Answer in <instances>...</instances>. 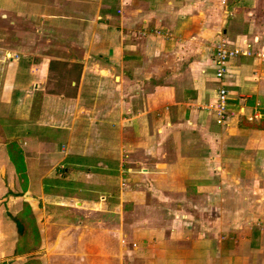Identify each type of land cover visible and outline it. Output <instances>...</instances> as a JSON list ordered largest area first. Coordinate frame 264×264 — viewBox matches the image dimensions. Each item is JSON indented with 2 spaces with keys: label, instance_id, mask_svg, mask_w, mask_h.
Segmentation results:
<instances>
[{
  "label": "crops",
  "instance_id": "obj_1",
  "mask_svg": "<svg viewBox=\"0 0 264 264\" xmlns=\"http://www.w3.org/2000/svg\"><path fill=\"white\" fill-rule=\"evenodd\" d=\"M253 35L264 48V0H0V264L29 258L14 252L25 203L34 264L60 249L57 264H264V59H231L232 112L208 111L215 43ZM64 130L103 140L70 156Z\"/></svg>",
  "mask_w": 264,
  "mask_h": 264
},
{
  "label": "built area",
  "instance_id": "obj_2",
  "mask_svg": "<svg viewBox=\"0 0 264 264\" xmlns=\"http://www.w3.org/2000/svg\"><path fill=\"white\" fill-rule=\"evenodd\" d=\"M220 1L225 3V0ZM260 39L261 38L258 35H253L250 40L243 39L242 46H236L229 45L228 40L221 37L215 43V52L212 58V63L214 65L215 79L219 84L216 85L215 89L216 98L214 102H211L208 105V111L214 114L216 123L224 124L232 112L228 103L230 92L222 81L227 72L228 62L239 54L250 55L257 53L261 59H264V48L262 47L256 50V47L254 46V43H259ZM254 116H256V114ZM249 118L251 119V117Z\"/></svg>",
  "mask_w": 264,
  "mask_h": 264
},
{
  "label": "rangeland",
  "instance_id": "obj_3",
  "mask_svg": "<svg viewBox=\"0 0 264 264\" xmlns=\"http://www.w3.org/2000/svg\"><path fill=\"white\" fill-rule=\"evenodd\" d=\"M12 26V24H10L9 25V27H11ZM24 28H23V32H27V33H29L28 35L29 36H31V31H33L32 30V28L29 26V25H24L23 26ZM222 38H224V37H222ZM227 40V39H226ZM13 44V43H12ZM14 44H16V43H14ZM2 77V76H1ZM4 78V77H3ZM5 84V82H3V81H1V83H0V85H1V87H0V93L2 94L3 92H4V90L6 91V89H8V87L6 86L5 87V89H3V87H2V84ZM6 84H7V82H6ZM60 90H62L61 89V87H56V90H54V91H51V93L53 92V93H57L58 91H60ZM17 91V90H16ZM20 104H22V103H20ZM20 104H18L19 106H20ZM97 105V104H96ZM256 111V110H255ZM12 114L13 115H18V112L17 113H15V112H12ZM96 117H98V116H96ZM93 118H95V116L93 117ZM101 119H102V116H101ZM13 121V120H12ZM72 121H70V123H71ZM80 122H82V121H80ZM125 122H126V120H125ZM127 124H128V121L126 122ZM101 124V123H100ZM79 125H81V123H79V124H77L76 125V127L77 126H79ZM91 126L93 125V124H90ZM125 127H128V125L127 126H125ZM119 130H116V128L114 129V133H111L110 134V131H108V130H106V135H107V137H109L110 139H112V140H108V141H112V150L115 148L114 146H116V145H118V143L119 142H116L115 143V141L113 140L114 138H115V136L116 135H118V132ZM123 131V130H122ZM64 132V136H63V139L65 140V139H70L71 137H70V135H71V133H70V131L69 130H64L63 131ZM124 132V131H123ZM36 134H38V132H35ZM84 133V132H83ZM57 134V131H55L54 132V135H56ZM76 134V135H75ZM85 134V133H84ZM48 135H52V133H48ZM74 138L73 139H70L69 140V142H68V145H70L69 147H70V151H69V155L70 156H75L74 154H71L72 152H75V151H72V148H73V150H74V147H76L75 145H79L80 143H82L84 140H86L87 139V142L86 143H90V142H92L91 141V138L93 139V142H94V145L95 144H98V141L101 143L102 142V140H103V138H102V140L100 139V137H98L99 138V140H98V138L96 139V141H95V139L94 138H96V134H87V135H83L82 133H78L77 134V132H75L74 133ZM60 136V135H59ZM84 136V137H83ZM101 136H103L102 134H101ZM121 136V135H120ZM91 137V138H90ZM98 140V141H97ZM119 140V139H118ZM91 144V143H90ZM97 149V148H96ZM86 152H89L88 150L86 151ZM76 153V152H75ZM93 153V152H92ZM79 154V153H78ZM79 155H81V154H79ZM87 157V156H86ZM85 157V158H86ZM76 159V158H75ZM31 160V159H30ZM77 160V159H76ZM32 162V161H31ZM41 169L42 168H38V167H33V166H31L30 165V167H29V170H30V172H28V174H30V176L31 177H33L34 175H36L37 173H40L41 172ZM48 176H56L55 174H54V170H52L49 174H48ZM57 176H62L61 177V183H62V185H64V184H66V182H67V180H68V176H67V174L62 170V171H60V173H58L57 174ZM24 179V178H23ZM47 199L49 200V196L47 197ZM41 211H42V213H41ZM38 213H40V215L38 214ZM36 214H38V216H40V217H42L43 216V219H44V217H46V215H45V210L44 209H38V211L36 212ZM14 220V219H13ZM41 220V219H40ZM15 222V221H14ZM48 226H50V225H48ZM260 227V230L264 233V227L263 226H259ZM37 231H38V229H37ZM18 237H17V234H16V239H17ZM34 239H35V237H33L32 235L31 236H29V240L31 241L29 244L30 245H32L31 243L34 241ZM38 239V238H37ZM37 247H38V243H37ZM36 246H33L30 250H28V251H22L23 253H27V252H30V254L29 255H27V254H25L26 256H29V260L30 261H32V259H33V255H34V251L36 250V249H38ZM263 247H264V244H263ZM61 251H59V253H55L54 254V256H55V259H54V263L55 264H57V260L60 258V257H62L63 255V249H60ZM57 252V251H56ZM73 254L74 253H72V249H70V256L73 258L74 256H73ZM25 256V257H26ZM33 256V257H32ZM27 259V260H28ZM26 260V259H25ZM26 260V262H28ZM34 260V259H33ZM13 263H14V261H13ZM132 263V262H131ZM130 263V261H129V259L125 256L124 258H123V260H122V264H131ZM15 264H17V261L15 262ZM38 264H40V262H39V260H38ZM58 264H61V263H58ZM133 264H135V263H133ZM137 264H144L143 263V261H141V259H140V261H138L137 262Z\"/></svg>",
  "mask_w": 264,
  "mask_h": 264
},
{
  "label": "trees",
  "instance_id": "obj_4",
  "mask_svg": "<svg viewBox=\"0 0 264 264\" xmlns=\"http://www.w3.org/2000/svg\"><path fill=\"white\" fill-rule=\"evenodd\" d=\"M241 0H237L239 3ZM7 147L8 156L10 161L14 164L16 172L20 175V177L24 178L25 176V166L23 161V152L16 138L5 139L4 140ZM24 208L13 215V219L16 222L17 226V242L14 248L15 253H19L22 251H28L33 246H37L40 243L39 231H37V227L35 225V219L30 211V207L25 203ZM35 237L34 241L30 245L31 242L29 240V236ZM38 238V239H37ZM22 250V251H21ZM25 264H34V260H27Z\"/></svg>",
  "mask_w": 264,
  "mask_h": 264
}]
</instances>
